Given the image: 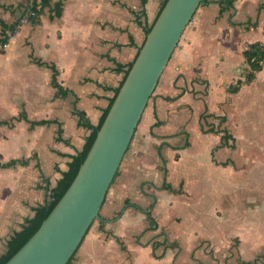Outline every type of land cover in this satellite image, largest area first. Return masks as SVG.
I'll use <instances>...</instances> for the list:
<instances>
[{
  "label": "crops",
  "instance_id": "0c3cea01",
  "mask_svg": "<svg viewBox=\"0 0 264 264\" xmlns=\"http://www.w3.org/2000/svg\"><path fill=\"white\" fill-rule=\"evenodd\" d=\"M163 1L48 0L0 44V163L21 160L0 166V258L59 188ZM28 4L0 0V23H15ZM256 41L264 0L198 6L106 192L108 236L94 230L70 264L264 263V152L254 162L231 156L238 140L243 155L264 144V65L246 81L243 56ZM22 110L27 119H15ZM217 121L233 140L206 131Z\"/></svg>",
  "mask_w": 264,
  "mask_h": 264
},
{
  "label": "water",
  "instance_id": "95a60500",
  "mask_svg": "<svg viewBox=\"0 0 264 264\" xmlns=\"http://www.w3.org/2000/svg\"><path fill=\"white\" fill-rule=\"evenodd\" d=\"M201 0H166L85 158L38 229L4 264H67L99 210L158 79Z\"/></svg>",
  "mask_w": 264,
  "mask_h": 264
},
{
  "label": "trees",
  "instance_id": "16d2710c",
  "mask_svg": "<svg viewBox=\"0 0 264 264\" xmlns=\"http://www.w3.org/2000/svg\"><path fill=\"white\" fill-rule=\"evenodd\" d=\"M210 1L211 0H201L200 4L203 2H210ZM233 1L234 0H215V2H217V3L225 4V5L230 6V7H233ZM165 2H166V0H164L162 2L158 13L160 12L162 7L164 6ZM47 4H48V0H29L27 10H25V12L22 14V16H24L28 10L32 11L34 14L28 15V20L31 22H36L37 16L41 12L42 8L44 6H46ZM61 9H62V3L58 2L56 7H55L53 16H60ZM220 12H221V9H220ZM158 13H157V15H158ZM157 15H156V17H157ZM156 17H155V19H156ZM154 20H153V22H154ZM153 22L149 26L144 27L145 34L149 31ZM0 24H1L0 44L2 45L4 43H6L9 36L15 32V30L19 24V19L13 24H6L3 22H1ZM243 56L245 58V61L247 63V67H248V70L245 74V80L249 81L254 77L255 72L261 70L263 65H264V43L257 42V41L249 43L246 46V48L243 50ZM131 64L132 63H130L128 65V67L124 70L122 80H121L119 86L115 89V93H114L113 97L111 98L108 107L103 112L100 121L95 126L90 125L91 131L86 136L85 143H84L82 149L76 155L72 156V159L69 163L68 169L62 173V177L60 178V181L58 183L59 188L52 192V195H51L49 201H47L45 204L39 205L38 207L35 208L33 216L26 221V224L21 228V230L15 232L13 234V236L8 240L7 250L4 254V256L0 258V264H4L30 238V236L38 229L41 222L49 214V212L52 210V208L58 202V200L63 195V193L65 192L67 187L72 182L73 178L75 177V175L78 171L80 164L82 163V161L85 158L89 148L91 147V144H92V142L96 136L97 130L99 129L101 123L103 122L104 117H105L116 93L118 92L119 87L122 84ZM240 82L241 81H239V83ZM52 84L54 86H57L58 90H62V88L57 84L56 77H55V71H53V73H52ZM232 90H234V87L232 88ZM210 115L211 114L203 112V113H201L200 118L205 120ZM21 118L25 119V120L27 119L26 113L23 110L18 114V116L15 119H21ZM219 118H220V122H222L224 119L223 117H219ZM38 122L42 123L43 121H38ZM38 122L37 121H31V124H35ZM158 123H159V121H156L154 123V125H157ZM201 129H202V131L204 130L203 127H201ZM206 131L221 132V139L222 140H226V141H228L229 139L233 140V137L231 136V134H229L228 130L225 128L217 129V128H214L213 125H211ZM20 161H21L20 159H11L7 162L0 163V166L1 167H9V166L15 164L16 162H20ZM22 162L25 163L24 160ZM116 174H117V171H116L115 175ZM115 175H114V177H115ZM114 177H113V179H114ZM147 219L150 222L151 228H154V225H155L154 220H153V217H151L149 215V213L147 214ZM82 241H83V239H82ZM80 244H79V246H80ZM74 253H73V255H74ZM73 255L70 257L67 264H69ZM263 258H264V256H263ZM261 264H264V263L262 262Z\"/></svg>",
  "mask_w": 264,
  "mask_h": 264
},
{
  "label": "rangeland",
  "instance_id": "374dc122",
  "mask_svg": "<svg viewBox=\"0 0 264 264\" xmlns=\"http://www.w3.org/2000/svg\"><path fill=\"white\" fill-rule=\"evenodd\" d=\"M189 25V24H188ZM187 25V26H188ZM182 37V36H181ZM180 42H181V38H180V41L178 42V45L180 44ZM178 45L176 46V47H178ZM247 70V68L245 69V71ZM244 71V72H245ZM228 119V121H226V123H224V125H225V127H226V125H229V124H231L232 125V123H231V121L229 120V118H227ZM223 123H220L219 121H217L216 122V124L214 125V128H217V129H222L223 127H221V125H222ZM232 134V133H231ZM238 143H239V140L237 141V146H236V142H234V148H233V153L231 154V156H232V160H234V161H236V162H239V161H253L254 162V160H255V158L257 157V156H260V155H262V153L264 152V151H262L263 149H262V147H263V145L260 147V149H257V148H251V151H250V153H248V154H245V155H243V154H237V152H238ZM244 157H246V159H244ZM252 162V163H253ZM263 183H264V180H263ZM102 225L103 224H101L100 222H99V218H95L94 220H93V222H92V224L90 225V227H89V229H88V231H87V233L85 234V236H84V238H83V241H85L86 242V240H88V237H90V235L92 234V232H94V230H96L97 232H100V235H102V236H108V233L106 232V230L102 227ZM97 238L98 239H101V237H99V236H97ZM97 241H101V240H97ZM233 243V242H232ZM84 244V242H81V244L80 245H83ZM236 244H233V246H235ZM80 248V246L77 248V250H76V252L78 251V249ZM76 252L74 253V255H73V257H72V259L70 260V262H69V264L71 263V261L74 259V256H75V254H76ZM261 252V251H260ZM259 252V253H260ZM261 261V260H260Z\"/></svg>",
  "mask_w": 264,
  "mask_h": 264
},
{
  "label": "built area",
  "instance_id": "2783aa9c",
  "mask_svg": "<svg viewBox=\"0 0 264 264\" xmlns=\"http://www.w3.org/2000/svg\"><path fill=\"white\" fill-rule=\"evenodd\" d=\"M31 14H34L32 11H27L26 14L24 16H22L20 19H19V24L21 23H25L28 21V15H31ZM18 24V25H19ZM6 43L2 44V46H5Z\"/></svg>",
  "mask_w": 264,
  "mask_h": 264
}]
</instances>
